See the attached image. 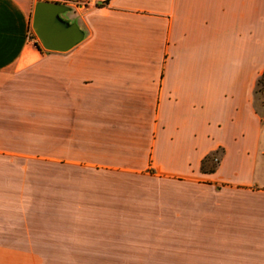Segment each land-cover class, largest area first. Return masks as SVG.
Masks as SVG:
<instances>
[{"label":"crops","instance_id":"obj_1","mask_svg":"<svg viewBox=\"0 0 264 264\" xmlns=\"http://www.w3.org/2000/svg\"><path fill=\"white\" fill-rule=\"evenodd\" d=\"M35 3L0 0V162L149 173L183 214L45 221L44 173L0 168V264H264V0H86L66 51Z\"/></svg>","mask_w":264,"mask_h":264},{"label":"rangeland","instance_id":"obj_2","mask_svg":"<svg viewBox=\"0 0 264 264\" xmlns=\"http://www.w3.org/2000/svg\"><path fill=\"white\" fill-rule=\"evenodd\" d=\"M46 1L55 2L53 0ZM66 2L65 5L71 9L86 4V0H67ZM33 35L39 47L46 50L36 34ZM256 105L264 122L263 91L257 94ZM2 155L9 154L0 153V156ZM0 168H4L6 171L44 173L45 221L72 219L167 220L169 215L175 216L177 219L183 214L184 203L181 196H170V192L173 190L177 194L181 185L178 182L159 180L149 173L143 176H124L84 165L62 164L55 158H44V161H2ZM137 190L139 191L135 194L134 191ZM155 201H160V205L155 204ZM154 207H159L155 213ZM168 207H176L177 210L170 212ZM182 230L184 231V229Z\"/></svg>","mask_w":264,"mask_h":264},{"label":"water","instance_id":"obj_3","mask_svg":"<svg viewBox=\"0 0 264 264\" xmlns=\"http://www.w3.org/2000/svg\"><path fill=\"white\" fill-rule=\"evenodd\" d=\"M70 10L68 5L46 0L35 3L32 29L41 45L49 51H66L83 38L78 23L64 19L61 14Z\"/></svg>","mask_w":264,"mask_h":264},{"label":"trees","instance_id":"obj_4","mask_svg":"<svg viewBox=\"0 0 264 264\" xmlns=\"http://www.w3.org/2000/svg\"><path fill=\"white\" fill-rule=\"evenodd\" d=\"M36 46L39 47V45L35 42ZM264 92V69L260 72V74L258 75L257 77V80H256V87L254 89V103H255V107H256V111L258 112V114L260 115L258 109H257V105H256V96L257 94H259L260 92ZM261 116V115H260ZM262 117V116H261ZM216 158L214 156V153L208 155L206 158H204L202 160V164H201V170L202 171H212L214 170L217 162H218V159L216 158V160L210 164L209 168L206 167L205 163L208 162V161H211L212 159Z\"/></svg>","mask_w":264,"mask_h":264},{"label":"built area","instance_id":"obj_5","mask_svg":"<svg viewBox=\"0 0 264 264\" xmlns=\"http://www.w3.org/2000/svg\"><path fill=\"white\" fill-rule=\"evenodd\" d=\"M53 1H55V2H59V3H64V4L67 3V2H66L67 0H53Z\"/></svg>","mask_w":264,"mask_h":264}]
</instances>
